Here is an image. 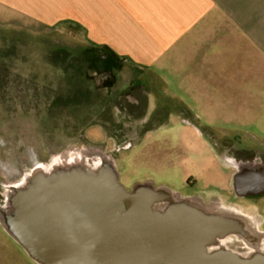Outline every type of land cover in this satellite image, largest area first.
Instances as JSON below:
<instances>
[{
	"label": "rangeland",
	"instance_id": "obj_1",
	"mask_svg": "<svg viewBox=\"0 0 264 264\" xmlns=\"http://www.w3.org/2000/svg\"><path fill=\"white\" fill-rule=\"evenodd\" d=\"M51 22L0 16V208L4 213L0 223L4 227L12 231V218H19L14 200L19 191L72 175L95 179L115 175L129 192L149 186L154 192L210 194L220 184L229 190L230 167L214 159V152L189 128L192 125L187 123L198 119L184 115L186 108L174 95L148 94V106L142 102L139 111L125 105L116 109L111 103L104 111L110 95L149 100L145 90L149 91L154 76L151 69L143 72L105 46L93 44L86 26L74 17ZM108 68L116 81L102 78L100 70ZM36 82L40 90L34 87ZM213 118L220 125L205 119L213 124L208 126H222L227 120ZM220 133L230 139L229 132ZM95 150L104 157L94 155ZM258 207L263 217L264 198ZM219 222L232 229L235 242L230 246L241 251V258L264 256L261 238L243 226L234 232L238 228L230 219ZM221 228L226 229L216 228V235ZM246 249L256 252L248 255Z\"/></svg>",
	"mask_w": 264,
	"mask_h": 264
},
{
	"label": "crops",
	"instance_id": "obj_2",
	"mask_svg": "<svg viewBox=\"0 0 264 264\" xmlns=\"http://www.w3.org/2000/svg\"><path fill=\"white\" fill-rule=\"evenodd\" d=\"M0 14L45 24L74 17L93 44L151 69L149 95H174L198 119L187 123L196 133L264 142V0H0ZM213 117L227 120L208 126L220 125ZM0 264L42 263L0 223Z\"/></svg>",
	"mask_w": 264,
	"mask_h": 264
},
{
	"label": "water",
	"instance_id": "obj_3",
	"mask_svg": "<svg viewBox=\"0 0 264 264\" xmlns=\"http://www.w3.org/2000/svg\"><path fill=\"white\" fill-rule=\"evenodd\" d=\"M14 200L11 229L42 264H264L261 255L208 253L212 221L181 207L158 215L151 188L129 192L115 175H72Z\"/></svg>",
	"mask_w": 264,
	"mask_h": 264
},
{
	"label": "flooded vegetation",
	"instance_id": "obj_4",
	"mask_svg": "<svg viewBox=\"0 0 264 264\" xmlns=\"http://www.w3.org/2000/svg\"><path fill=\"white\" fill-rule=\"evenodd\" d=\"M100 72L104 74L102 78L116 81V76L112 73L111 69L100 70ZM105 73H107V75H105ZM109 89L111 91L112 87ZM145 94L149 96V91L145 90ZM132 96L133 95L129 94L110 95L109 98H106L109 104L107 105L108 107H105L104 111L106 108H110V103L114 108L120 110L125 105L127 108L132 106L137 107L136 110L139 111L138 108L141 106L142 102L147 103L148 106L150 96L149 100L145 97V101L141 98L131 99ZM144 126L145 125H143V127ZM151 129L152 128H150V130ZM140 131L141 130H138V132ZM197 134L203 139L206 148L208 147V150L214 152V159H221L230 167L233 176L232 182L235 189H230L229 193H221L218 190H212L210 194L189 190L185 192L177 190L175 192L173 191V193H166L162 190H158L155 192H159L161 196L156 193L158 196H156V200L152 205L153 212L160 215H169L174 209L179 208L181 205H186L191 212L201 214L204 219L212 221L215 226V231H217L216 228L225 226L226 229L221 228L219 235H216L210 244L207 245L206 249L210 254L226 250L233 251V247L230 246L233 240H231L232 229L228 231V226L221 225L222 223H220L219 220L228 221V219H230L234 221L238 228H236V231L233 230L234 232H238L240 230L239 227L243 226L246 232L248 231L255 237L261 238L262 244L264 245V216L262 217L258 207L259 201L264 198V142L261 140L247 139V137H231L230 135V139L225 140L222 138L219 131L203 128H201L200 132H197ZM96 151L97 150L94 151V155L97 157H104V153H95ZM107 158L108 161L110 156H107ZM139 187L150 188L149 186ZM3 214L0 208V217H2ZM233 242L235 241L233 240ZM244 251L247 252L248 255L249 252H256L251 249H246ZM233 252L241 255V251L237 249Z\"/></svg>",
	"mask_w": 264,
	"mask_h": 264
},
{
	"label": "trees",
	"instance_id": "obj_5",
	"mask_svg": "<svg viewBox=\"0 0 264 264\" xmlns=\"http://www.w3.org/2000/svg\"><path fill=\"white\" fill-rule=\"evenodd\" d=\"M1 52H2V50H1ZM2 54L4 55V57H7V55L5 54V51H4V53L2 52ZM36 85H38V86H36ZM34 87H36L38 90H40L39 84L37 82L34 84Z\"/></svg>",
	"mask_w": 264,
	"mask_h": 264
}]
</instances>
